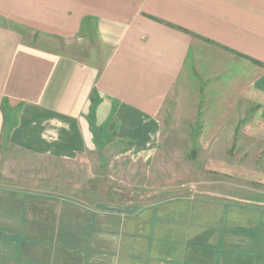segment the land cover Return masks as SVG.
<instances>
[{
	"label": "crops",
	"instance_id": "0c3cea01",
	"mask_svg": "<svg viewBox=\"0 0 264 264\" xmlns=\"http://www.w3.org/2000/svg\"><path fill=\"white\" fill-rule=\"evenodd\" d=\"M36 36H96L109 54L100 67ZM210 46L252 65L251 99L264 121V0H0V264H99L80 261L77 243L89 236L80 237L76 204L62 191L12 189L8 149L73 161L104 135L149 147L191 56L211 67ZM4 99L18 109L8 139ZM232 228L229 240L189 245L182 264H264L263 226Z\"/></svg>",
	"mask_w": 264,
	"mask_h": 264
},
{
	"label": "rangeland",
	"instance_id": "374dc122",
	"mask_svg": "<svg viewBox=\"0 0 264 264\" xmlns=\"http://www.w3.org/2000/svg\"><path fill=\"white\" fill-rule=\"evenodd\" d=\"M35 40L100 67L109 54L96 36ZM210 49V68L199 67L198 53L188 60L164 100L158 137L149 147L104 135L73 161L8 149L13 190L56 188L76 204L79 235L89 236L77 243L80 261L182 264L192 243L229 240L232 224L260 223L264 230V121L251 99L252 65Z\"/></svg>",
	"mask_w": 264,
	"mask_h": 264
},
{
	"label": "trees",
	"instance_id": "16d2710c",
	"mask_svg": "<svg viewBox=\"0 0 264 264\" xmlns=\"http://www.w3.org/2000/svg\"><path fill=\"white\" fill-rule=\"evenodd\" d=\"M256 65H261L259 62L252 61ZM93 100V98H92ZM94 103H96V100H93ZM2 111L4 113V118H5V135L4 138L8 139V134L11 131V129L16 125V115L18 112V109H14L9 105V102L7 99H4L3 104H2ZM96 138H97V133H96Z\"/></svg>",
	"mask_w": 264,
	"mask_h": 264
}]
</instances>
